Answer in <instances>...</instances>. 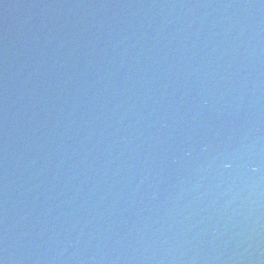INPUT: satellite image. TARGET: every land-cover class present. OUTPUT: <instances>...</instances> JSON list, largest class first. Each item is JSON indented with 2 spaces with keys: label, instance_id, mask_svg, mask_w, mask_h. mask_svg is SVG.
Listing matches in <instances>:
<instances>
[{
  "label": "water",
  "instance_id": "1",
  "mask_svg": "<svg viewBox=\"0 0 264 264\" xmlns=\"http://www.w3.org/2000/svg\"><path fill=\"white\" fill-rule=\"evenodd\" d=\"M0 264H264V0H0Z\"/></svg>",
  "mask_w": 264,
  "mask_h": 264
}]
</instances>
